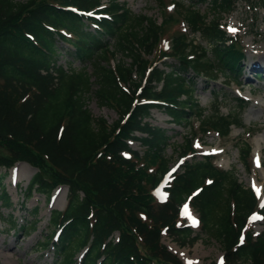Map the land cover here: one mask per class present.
Returning a JSON list of instances; mask_svg holds the SVG:
<instances>
[{
  "label": "trees",
  "instance_id": "trees-1",
  "mask_svg": "<svg viewBox=\"0 0 264 264\" xmlns=\"http://www.w3.org/2000/svg\"><path fill=\"white\" fill-rule=\"evenodd\" d=\"M195 1L208 2L216 17L206 22L205 14L180 5L175 11L213 47L211 60L181 31L172 36L169 52L155 51L163 26L178 17L159 22L133 14L118 0L104 7L103 0H0V209L11 205L3 180L16 162L36 168L24 188L26 199L35 192L47 198L57 186H67L64 210L50 215L58 229L39 246L53 245L60 264H76L79 253L81 264H184L161 239L166 234L179 246L199 239L180 214L187 199L200 230L223 248L224 263L264 264V230L254 235L247 220L257 199L212 156L184 160L165 187V201L153 194L168 169L164 150L172 134L148 120L152 109L175 125H190L196 110L202 135L215 130L226 137L231 125H241L238 112L206 116L189 80L191 72L207 81L221 71L240 74L244 55L218 23L235 0ZM256 3L264 7V0ZM117 53L121 58L113 66ZM166 57L173 62L160 68L157 62ZM74 61L81 64L78 70L71 67ZM90 99L117 118L92 115ZM192 137L178 147L180 157L195 153ZM129 141H138L141 151ZM238 151L245 164L250 146ZM8 223L18 225L12 215ZM36 224L26 225L28 232Z\"/></svg>",
  "mask_w": 264,
  "mask_h": 264
},
{
  "label": "rangeland",
  "instance_id": "rangeland-1",
  "mask_svg": "<svg viewBox=\"0 0 264 264\" xmlns=\"http://www.w3.org/2000/svg\"><path fill=\"white\" fill-rule=\"evenodd\" d=\"M126 4V7L135 15L152 16L159 22L168 12H172L174 18H177L173 9V2H179L189 8H196L199 12L207 16V21H211L216 14L210 9L208 3H195L193 0H119ZM220 27L226 30L229 37L233 38L238 45L243 46L244 54L247 60L260 58L264 66V9H258L253 0H238L235 3L234 10L230 13L220 14ZM230 28L236 31H230ZM164 32L161 35L160 45L166 47L169 40L178 31L185 32L189 39L193 40L197 46H203L206 49V58L213 59V47L198 33L193 32L187 27L186 22L180 17L177 21L167 23L163 26ZM231 32V33H230ZM112 43V41H111ZM158 48V46H157ZM120 57L117 53L110 59L114 63ZM65 58L60 59L64 63ZM165 64L172 63L173 60L165 59ZM158 63V62H157ZM192 64V62L190 63ZM81 64L74 61L72 68L78 70ZM161 67H165L160 63ZM242 74L236 79L233 73H229L235 81H229L224 76L209 75L212 81L203 80L201 76L195 79L191 72L189 80L194 84V98L200 107L205 109L204 114L210 116L218 110L221 116H231L238 112L241 115L240 127H231L228 136L220 137L213 130L202 136L196 110L191 111L192 119L190 125L182 124L175 126L170 118L161 111L153 109L148 119L153 125L164 127L173 134L171 144L164 150V156L169 160L168 167L174 166L175 171H180L184 160L200 159L205 153H214V164L223 170H231L238 179V182L244 187L253 186L257 188L263 184V192L258 197L261 201L264 194V68L258 71L249 69L243 64ZM201 70V69H200ZM221 74H225L221 71ZM257 74V75H256ZM249 76H251L249 78ZM240 83H237V82ZM191 82V83H192ZM246 102H242V100ZM88 108L92 115L102 116L112 122L117 118V114L111 108L100 107L95 99H90ZM196 134L192 137L195 147V153L189 155L186 159L179 156L178 147H180L190 134ZM199 138V139H198ZM199 140V141H198ZM248 144L250 154L246 165L240 162L238 149ZM133 150H141L138 142H131ZM260 156L262 166L257 162V154ZM256 154V159L254 158ZM194 157V158H193ZM155 169V167H153ZM4 172V169L1 170ZM35 169L28 164L16 163L15 166L7 171L3 183L11 197V205L0 209V264H60L61 258L54 251V247L41 248L39 244L46 240L51 231L56 227L52 225L50 213L52 210L63 209L66 204L67 188L61 186V192L54 191L51 199H47L42 193H34L29 199H25L24 188L35 173ZM10 172V174H9ZM60 188V187H59ZM159 197L164 198L163 190L158 191ZM187 205V209L185 208ZM38 208L37 215L33 214L34 208ZM182 214L185 224L193 230V235L198 234L199 239L193 244L179 246L171 238L163 234L162 243L176 254L187 264H210L216 262L221 264V258L224 254L223 248L216 240L209 238L198 226V216L196 210L188 206L187 203L182 206ZM12 219L18 222L13 229L9 227L8 220ZM37 220L36 229L28 232V224ZM195 221V222H194ZM249 228L253 229V234H259L264 228V219L254 216L250 219ZM17 238V239H16ZM12 242L11 249L15 252L6 250L7 245ZM4 255L10 258H4ZM77 255L76 258H78Z\"/></svg>",
  "mask_w": 264,
  "mask_h": 264
},
{
  "label": "bare ground",
  "instance_id": "bare-ground-1",
  "mask_svg": "<svg viewBox=\"0 0 264 264\" xmlns=\"http://www.w3.org/2000/svg\"><path fill=\"white\" fill-rule=\"evenodd\" d=\"M260 57V56H259ZM259 57H257V58H253V59H251L250 61L249 60H247L246 59V57L244 58V64H245V66L248 68V70L249 69H254V68H257V67H264L263 65H262V63H261V61H260V58ZM261 161H260V159H259V163H260ZM25 164V163H24ZM25 165H27V164H25ZM261 166H262V164H261ZM9 174H10V172H9ZM263 184L261 183V186H260V189H259V191L260 192H262L263 191V186H262ZM61 187L59 188V189H57L56 191H60L61 192ZM55 191V192H56ZM17 239V238H16ZM13 245V243L12 242H10L6 247H7V249L6 250H8V251H11L12 253V255H14L15 254V252H13V250L11 249V246ZM4 258H10L9 256H7V255H4Z\"/></svg>",
  "mask_w": 264,
  "mask_h": 264
},
{
  "label": "snow or ice",
  "instance_id": "snow-or-ice-1",
  "mask_svg": "<svg viewBox=\"0 0 264 264\" xmlns=\"http://www.w3.org/2000/svg\"><path fill=\"white\" fill-rule=\"evenodd\" d=\"M230 31H233L234 32V31H236V29L230 28ZM257 191H259V190L257 189ZM185 208L187 209V205H185ZM221 264H223V258H221Z\"/></svg>",
  "mask_w": 264,
  "mask_h": 264
}]
</instances>
